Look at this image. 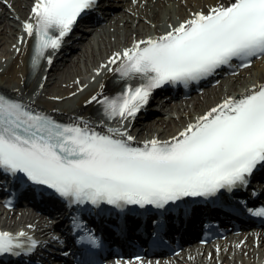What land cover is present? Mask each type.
<instances>
[{
  "label": "snow or ice",
  "instance_id": "1",
  "mask_svg": "<svg viewBox=\"0 0 264 264\" xmlns=\"http://www.w3.org/2000/svg\"><path fill=\"white\" fill-rule=\"evenodd\" d=\"M96 3L34 0L23 29L36 39L37 57L58 50L81 13ZM254 58H264V0H233L116 53L109 63L120 65V76L142 83L114 99L92 100L123 122L135 118L153 89L199 82L234 60L250 67ZM132 139L126 132L106 135L86 124L58 123L0 95V169L22 173L70 203L164 208L184 197L246 186L257 165H264V87L212 108L170 142L153 139L133 147ZM254 214L264 216V209ZM85 242L99 247L91 234ZM35 247L32 241L30 249ZM23 248L17 237L0 232V254Z\"/></svg>",
  "mask_w": 264,
  "mask_h": 264
},
{
  "label": "bare ground",
  "instance_id": "2",
  "mask_svg": "<svg viewBox=\"0 0 264 264\" xmlns=\"http://www.w3.org/2000/svg\"><path fill=\"white\" fill-rule=\"evenodd\" d=\"M3 1L6 0H0V34H3L0 38V92L57 121L71 125L83 126L86 124L90 129L106 135L126 132L127 135L135 137L136 142L134 144L143 147L153 139L160 142H170L174 138H178L181 132L188 126L195 124L212 108L218 107L228 99H238L247 95L253 89L264 87V59H262L257 61L251 68L243 71L239 76L229 77L228 80L222 81L219 87L224 85V88H227H222L223 91L220 94L215 95L213 93L219 87L209 89L203 95L192 97L181 104L172 106L171 111L176 114L172 113L168 119L163 118L159 122H156V120L151 121L150 124L131 132L128 129V124L106 122L95 114L99 104L93 101L92 97L95 96L98 99L109 97L111 95L109 90L110 83L119 72V64L109 63L112 57L116 53H122L124 50L133 47L140 40L158 39L171 31L173 27L190 19L193 13L207 12L212 7L228 6L233 0H185L189 6L187 9L183 8L179 0V5L176 3L178 8H176L177 5L175 3L171 6L170 0L167 2L169 5H164L163 2L165 0H127L123 8L124 11H128V14L130 10L136 12L138 9H149L156 6H162L161 9H163L165 7V10L159 11V15L152 17V20H155L154 24H158L155 32L150 29L149 34H143L141 29L135 30L133 26L136 23V19L131 20L130 15L126 12L122 11L118 15H113L108 19L109 25L93 28L92 32L96 36L87 45H84L86 51L77 53L76 58L71 59V63H66L65 68L67 70L63 69L61 73H55L54 76L56 78L54 77L52 80H47L46 78L49 69L48 64L37 77H33L32 69L30 68V64L33 63L36 57V52L32 51L35 38L29 37L25 33L23 23L29 20L33 4L28 3L26 10H20L21 7L16 8V5L19 4L21 6V2L16 0L11 8L13 10L17 9L18 15H14L9 20L6 11L8 8L2 5ZM32 1L34 3V0ZM191 2L193 3L192 6L189 5ZM148 9L145 10L149 11ZM162 12L167 13V16L170 15L167 21L164 14L161 19ZM19 16L22 18L23 23L19 21ZM124 19L125 26L123 28L120 27V23ZM16 21L20 23L17 24ZM129 23H132V26ZM82 60L83 63H79ZM76 61H78V64ZM256 66L257 71L254 74L244 80L241 79V76H247V73ZM50 72L48 71V73ZM58 76L60 77L59 79H57ZM45 79L46 82L44 81ZM56 79L57 81H55ZM51 81L53 82L51 83ZM205 97L207 99L203 100L202 98ZM175 116L179 117V123H177ZM160 126L163 129H160ZM114 138L127 140V136L121 137L117 135ZM56 208L52 207V209ZM5 215H7L6 218H4ZM33 218L36 220L37 216L29 211L19 214L15 212L6 214L3 205L0 204V231H12L14 228H18L20 224L24 225V222ZM26 229L30 233L42 236L51 230L50 224L45 226L35 225L32 228L25 225L23 231ZM239 239L245 240L242 247H240L241 243L236 245L235 242L228 239L220 243L219 253L215 251L216 248L200 247L199 255L196 257L191 256L190 260L182 261V257L176 258L172 261V264H231L233 257L237 259L241 255H248L251 258L248 264H263L264 230L257 232L253 237L245 234ZM258 255L259 260L257 258ZM252 258L254 259L253 261Z\"/></svg>",
  "mask_w": 264,
  "mask_h": 264
},
{
  "label": "rangeland",
  "instance_id": "3",
  "mask_svg": "<svg viewBox=\"0 0 264 264\" xmlns=\"http://www.w3.org/2000/svg\"><path fill=\"white\" fill-rule=\"evenodd\" d=\"M15 1L16 0H10V1H8V0H6V1H4L3 3H2V5H4L5 7H7L8 9L6 10L7 11V17H8V19L9 20H11V18L14 16V15H18V13H17V9L14 11L11 7H12V5L15 3ZM189 1V0H188ZM20 4H21V6H19V4L18 5H16V8H20V10H26V6H27V4L28 3H32L33 1L32 0H20ZM168 2V0H165L163 3H164V5H169V3H167ZM179 2L180 3H182V6H183V8H185V9H187V8H189V6H188V4L185 2V0H179ZM178 2V0H170V4H171V6H173V4L175 3H179ZM176 4V5H177ZM179 5V4H178ZM178 5H177V7L176 8H178ZM190 6H192L193 5V3L191 2L190 4H189ZM188 6V7H187ZM157 7V6H156ZM152 7V8H145V9H148L149 11H147V10H145V9H138L136 12H134V10H130V13L128 14V11H124V8H123V12H126L128 15H130V17H131V20L132 19H136V23L134 24V26H133V28L135 29V30H137V29H141L142 30V32H143V34H146V33H150L149 31H150V29H152L151 31L152 32H155V29H156V26L158 25V24H154V21L155 20H152V17H155L157 14L159 15L160 13H159V11H162V10H165V7L163 8V9H161L162 8V6H159V7ZM175 8V7H174ZM126 10V9H125ZM175 10V9H174ZM174 10H173V15H174ZM121 11V12H122ZM147 11V12H146ZM120 12V13H121ZM14 13V14H13ZM168 13H170V12H168ZM163 14H164V16L166 17V21L169 19V17H170V15H166L167 13H165V12H162L161 13V19L163 18ZM148 16H151L150 18H146V17H148ZM19 18V21L20 22H22L23 23V20H22V18L19 16L18 17ZM125 19L123 20V22L122 23H120V27H123L124 28V26H125ZM17 22V21H16ZM20 22H17V24L18 23H20ZM120 22V21H119ZM12 24H14V23H12ZM130 24V26H132V23H129ZM19 26V25H18ZM11 28H13V27H11ZM107 28V27H106ZM16 30V29H15ZM1 32V31H0ZM16 32H17V30H16ZM1 36H0V38L3 36V34H0ZM98 38H100V37H98ZM17 39V38H16ZM112 40H114V39H112ZM90 42V41H89ZM87 44H88V41L86 42ZM97 43V42H96ZM96 43H95V45H96ZM86 44V45H87ZM105 46V45H104ZM83 52H85L86 51V48H84L83 50H82ZM76 63L78 64V61H76ZM79 63H83V60L81 61V62H79ZM65 70H67V68H65ZM257 71V66L255 67V68H253V70H251L250 72H248L247 73V76L246 75H243V76H241V79L242 80H244V79H246L247 77H249L250 75H252V74H254V72H256ZM53 73L55 74L56 72H51V74L53 75ZM64 73V72H63ZM50 74V75H51ZM51 75V79L52 78H54L55 76L53 75L52 76ZM56 78V77H55ZM55 81H57V79L55 80ZM53 82V81H52ZM51 82V83H52ZM227 84H228V82H227ZM228 86V85H227ZM226 89L227 87H225L224 88V85H223V87H219V88H217V90L216 91H214L213 93H215V95H218V94H220L222 91H223V89ZM212 93V94H213ZM213 97V96H212ZM203 100H206L207 98L205 97V98H202ZM177 118V123H179V117H176ZM160 129L162 128L163 129V127L162 126H160L159 127ZM178 128V127H177ZM243 243H244V241H243ZM243 243H241V245L243 244ZM258 260H259V255H258ZM183 259V258H182ZM254 259L252 258V261H253ZM251 261V258L248 256V255H241L240 257H238L237 259H235V257H233V260H232V263L231 264H248L249 262Z\"/></svg>",
  "mask_w": 264,
  "mask_h": 264
}]
</instances>
